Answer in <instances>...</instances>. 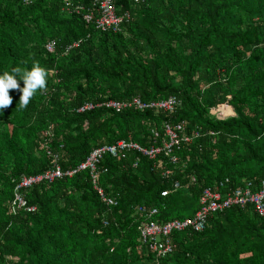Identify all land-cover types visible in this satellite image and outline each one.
Returning a JSON list of instances; mask_svg holds the SVG:
<instances>
[{"label": "trees", "instance_id": "obj_1", "mask_svg": "<svg viewBox=\"0 0 264 264\" xmlns=\"http://www.w3.org/2000/svg\"><path fill=\"white\" fill-rule=\"evenodd\" d=\"M65 1L0 0V73L33 62L47 70L45 88L27 106L9 90L12 103L0 110V264H264V220L251 206L212 215L202 232L172 233L174 249L164 258L141 243L136 211L155 208L158 222L189 219L202 191L220 181L236 189L246 180L259 189L264 0H111L118 15H130L118 33L95 30L66 12ZM68 1L91 7V0ZM171 96L179 105L170 114L103 107L76 113L86 102ZM219 104L234 115L217 120L210 110ZM180 121L199 137L175 153L176 164L163 154L160 166L138 152L104 157L98 186L115 206L101 201L81 171L26 190L34 212L12 210L19 179L47 170V148L70 171L93 149L120 140L158 146L164 123ZM176 181L181 189L161 197Z\"/></svg>", "mask_w": 264, "mask_h": 264}, {"label": "built area", "instance_id": "obj_2", "mask_svg": "<svg viewBox=\"0 0 264 264\" xmlns=\"http://www.w3.org/2000/svg\"><path fill=\"white\" fill-rule=\"evenodd\" d=\"M135 1L137 2L138 0ZM64 7V10L68 13L82 15L85 23L93 25L95 30L101 33H118L121 31L124 23H127L130 19L128 13L118 15L111 0H91L90 8H85L82 5H72L70 1L66 0ZM54 45L53 41L48 42L45 45L46 51L52 53L55 48ZM77 45L78 43H74L72 47H76ZM178 105L179 101L175 96L157 102H144L139 97H134L125 101L86 102L76 109V113L90 112L103 107L115 113L130 109L134 111L154 110L155 112L170 114L175 111ZM210 112L217 120H224L234 115L231 107L227 104H219L211 108ZM162 130L164 136L161 138V143L158 146L147 150L130 140H120L114 145L93 149L83 163L70 171H63L59 164V155L47 148L46 155L49 158L47 170L39 175L22 176L19 179L14 188L12 210L22 209L28 213L34 212L35 208L28 206L26 203L24 195L26 190L42 183L51 184L56 180L72 177L81 171H88L93 189L101 201L108 207L115 206L116 201L113 198L105 196L103 190L98 186L99 166L105 156L121 160L126 158L130 152H138L150 160L157 161L160 166L161 161L157 160V157L163 154L171 164H176L178 159L175 153L180 151L184 144H190L195 138L199 137V133L196 131L191 136L186 133V123L184 121L177 123L165 122ZM153 134L154 137L159 138L157 132ZM210 135L213 134L211 133ZM133 166H136V163ZM170 174L171 172L167 171L163 176L168 177ZM242 184L239 188L230 189L229 181L226 179L218 182L213 187L205 188L199 200V209L194 217L189 219L158 222L154 219L157 214L155 208L138 206L136 211L141 215V220L137 225V230L141 243L148 246L157 258H164L170 255L174 249V244L170 240L172 233L186 230L202 232L206 227L208 219L216 213H222L233 207L243 209L251 206L254 213L264 220V178L260 181L258 190H254L255 186L252 182L242 180ZM179 189H181V185L176 181L173 183L172 190H164L160 195L161 197H166L171 191H178ZM155 264L159 263L156 262Z\"/></svg>", "mask_w": 264, "mask_h": 264}, {"label": "clouds", "instance_id": "obj_3", "mask_svg": "<svg viewBox=\"0 0 264 264\" xmlns=\"http://www.w3.org/2000/svg\"><path fill=\"white\" fill-rule=\"evenodd\" d=\"M46 76L47 70L38 62H33L31 68L14 67L11 71L0 73V110L12 103L9 90H18L19 106L21 108L27 106L37 90L45 88ZM20 81L23 82L22 87Z\"/></svg>", "mask_w": 264, "mask_h": 264}]
</instances>
